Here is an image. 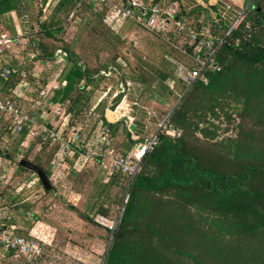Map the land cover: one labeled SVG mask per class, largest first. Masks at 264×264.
Segmentation results:
<instances>
[{
	"label": "trees",
	"instance_id": "1",
	"mask_svg": "<svg viewBox=\"0 0 264 264\" xmlns=\"http://www.w3.org/2000/svg\"><path fill=\"white\" fill-rule=\"evenodd\" d=\"M90 1L97 14L103 13L95 9L93 0H77L76 4H81L77 13ZM71 2L65 0L60 8L74 10ZM240 2L242 8L249 5L219 52L221 70L207 73L208 81L197 82L171 113L169 126L181 131L180 136L161 132L157 145L147 153L129 186L123 174L108 176L105 190L122 177L129 198L115 228L105 227L110 243L102 264H264V0ZM152 3L163 4L159 0ZM193 15L179 11L177 18L185 24L208 26L216 35L228 30L222 21L206 25ZM116 27L112 32L123 41ZM43 45L42 60H53L56 49L44 51ZM64 49L72 58L80 59L69 47ZM141 57L138 56L136 76L149 94L163 102L170 98L177 101L185 88L183 79L175 75L172 67L149 66ZM118 58L115 54L113 59ZM122 61L125 64L104 63L98 68L75 63L66 88L58 92L54 101L66 104L69 100V109H73L84 95L79 89L73 96L77 86L88 85L103 71L111 70V76L120 73L124 65L128 66L127 60ZM182 67L186 69V63ZM17 80L12 75L6 85L14 86ZM168 81L174 82L173 90ZM103 120L109 127L116 125L105 117ZM6 126L9 129V120ZM28 132L25 127L20 133L18 146ZM133 134L129 128L120 147L115 146L118 153L126 155L139 142ZM47 144L51 146L50 139ZM30 145L23 159H29L28 153L36 144ZM55 146L50 158L60 152L58 164L75 162L76 155L65 156L63 148ZM46 149L43 145L33 162L45 170L54 189L56 177L41 160V152ZM19 168L28 171L20 164ZM13 201L9 200L10 205ZM80 217L94 224L90 214L81 213ZM9 254L14 255L12 251Z\"/></svg>",
	"mask_w": 264,
	"mask_h": 264
},
{
	"label": "crops",
	"instance_id": "2",
	"mask_svg": "<svg viewBox=\"0 0 264 264\" xmlns=\"http://www.w3.org/2000/svg\"><path fill=\"white\" fill-rule=\"evenodd\" d=\"M64 1L0 0V36L4 35L6 40H10L0 45V69L11 68L25 73L24 76L14 73L13 75L18 80L14 86L10 87L6 84L12 75L8 79L0 76V97L14 98L20 108L30 115L33 114L39 124H41L40 121L50 123V127L47 126L49 129L62 132L66 136L71 135L70 127L76 126L81 132L82 144L78 145L81 148L96 142L100 127L106 125L103 117L109 123L116 124L114 125L116 138L119 136L125 140L126 132H128L132 124L136 131V133L133 132L135 140L149 137L156 130V121L152 113L165 115L175 105L176 101L170 103V100L163 102L153 98L149 94L147 86L141 83L136 74H132V72L126 74V71H124V74H121L120 77H115V75L110 77H106L103 74L97 75L88 85L84 87L77 86L73 91L75 92L73 96L79 93V89L83 90L84 95L81 97L80 103L71 110L69 109V100L66 101V104L54 101L58 92L66 88L67 78L75 63L83 64L85 62L90 68H98L106 63L101 61L105 47L98 44L89 46L87 43L82 46L81 43H84L83 38L88 36V29L80 27L73 33L72 28H70L73 25V21L76 22V18L77 20H82L79 16L80 13H77L81 4L78 6L76 4L77 0H70L75 7L74 10L66 12L60 8L61 3ZM145 1L151 2L152 0ZM159 1L163 2V4L174 2L179 11H184L188 15L194 14V19L204 21L206 25H210L211 21H222V25L228 27V29L233 25L238 13L243 9L240 0ZM99 16L114 31L112 29V21L107 19L104 13H100ZM61 22L62 24L59 25ZM127 23L133 24L132 22ZM42 25H46V29ZM69 38H73L76 44H80L75 47L76 44L71 41V45H67L66 42H69ZM41 44H44V51L56 49L53 60H42L44 55L40 52L42 50ZM64 47H69L80 59L72 58ZM86 49L88 52L92 51L94 53L91 59L86 54ZM61 53L66 54V57ZM179 55L185 62V57L180 53ZM123 59L122 57L117 60L111 59L107 64L109 66H113L114 63L120 64ZM122 75L124 78H122ZM128 82L129 86L126 84ZM124 84H126L125 97L122 99L119 108L116 109L117 112L114 113L116 115L115 122H110L107 118V112L111 108L112 101L116 95L121 93ZM80 85H82V82ZM16 91H20L22 97L15 96L14 93ZM42 92H45V95H41ZM170 99L173 100V98ZM45 106L47 108L49 106V108L45 110ZM129 114L132 116V120L127 118ZM4 120L7 122L6 117L0 115V141L4 139L2 136L4 128L1 123ZM28 131V135L21 146L12 144L14 149L15 147H27L29 149L31 146L29 145V136L32 135V132L29 128ZM53 145L51 144L55 149L57 144ZM66 154L68 153L65 152V156ZM48 158L51 159L48 161V169L51 173H54L55 181L58 178L66 181L68 179L66 176L69 172L65 169V166L70 165L69 160L58 164L62 159L60 152L56 156L54 154L52 158L49 155ZM33 176L31 179L33 180L31 182L33 185H29L28 188H31V186L33 188L38 184L37 182H40L35 173Z\"/></svg>",
	"mask_w": 264,
	"mask_h": 264
},
{
	"label": "rangeland",
	"instance_id": "3",
	"mask_svg": "<svg viewBox=\"0 0 264 264\" xmlns=\"http://www.w3.org/2000/svg\"><path fill=\"white\" fill-rule=\"evenodd\" d=\"M87 3L79 14L82 20L76 18L70 28L73 33L80 27L88 29V36L83 38L82 46L87 43L89 46L98 44L105 47L101 61L107 63L116 54L128 62V66L125 65L122 70L123 74L124 71L126 74H137L135 68L140 63L138 56H142L145 64L170 66L176 76H182V64L185 62L178 53L163 45L154 35L127 22H118L113 26H117L121 32L123 41L119 40V36L95 12L92 2ZM68 41L67 45H71V41L76 44L73 38ZM85 52L90 59L93 57L92 51L88 52L86 49ZM120 75L121 72L116 73L115 77ZM169 100L170 103L173 101ZM48 108L45 106L44 109ZM1 123L4 139L0 141V228L6 229L0 235L4 231H11L25 238H36L43 244V254L32 262L21 255H10L0 246V264H102L103 255L110 243L105 227L114 229L120 220L127 192L126 182L121 177L118 179L119 183H114L105 190L110 174L100 162L92 161L79 172L70 171L66 181L59 178L54 180L55 187L50 191H46L41 182L28 188L33 185L31 179L34 173L19 168V161L24 158L28 148L14 149L12 144H17L20 134L11 133L5 120ZM40 123L46 127L50 125ZM37 130L38 136H29L30 143L36 145L28 153V160L33 161L42 146L46 145L47 149L41 152V160L47 168L48 154L53 147L47 144L45 132L40 128ZM122 140L119 136L115 139V150L120 147ZM11 199L15 200L12 206L9 202ZM81 213L90 214L94 224L82 219Z\"/></svg>",
	"mask_w": 264,
	"mask_h": 264
},
{
	"label": "built area",
	"instance_id": "4",
	"mask_svg": "<svg viewBox=\"0 0 264 264\" xmlns=\"http://www.w3.org/2000/svg\"><path fill=\"white\" fill-rule=\"evenodd\" d=\"M79 1L82 3L88 0ZM93 1L96 3V8L103 11L106 18L112 21V26H115L118 22H132L151 35L166 42L186 59L187 68L184 69L181 76L185 83V88L178 94V100L168 113L165 115L152 113L156 121L155 132L149 137L139 140L129 153L122 155L114 148L115 129L107 125L100 127L95 143L81 148V146L78 147V145L82 144L81 132L76 126L70 127V136L49 129L45 125L39 124L34 116L24 112L14 98L0 97V115H4L9 120V129L14 133L20 134L27 127L34 136H38L37 128H40L42 132H45L52 144L60 145L69 155H76L75 162L72 165L65 166L68 172H79L90 162L96 161L100 162L108 170L109 174L119 173L125 175L129 186L140 172L143 159L147 153L157 145L158 136L161 132L167 131L172 136H180L181 131L169 126L171 113L197 82L208 81L207 73L221 70L222 66L218 60L219 52L227 42L232 30L244 18L247 7L238 13L237 19L224 35H216L208 26L198 27L192 22L183 23L177 18L179 8L174 2L159 4L152 3V1L146 2L145 0ZM9 41L6 40L4 35L0 36V45ZM64 56L66 57V54ZM14 73H19L21 76L25 75L24 72L15 71L11 68L0 69V76L4 79L10 78ZM102 74L109 77L112 73L110 70L103 71ZM121 74H123L122 71ZM126 84L129 86V82ZM168 85L172 90L174 89L175 84L173 81H168ZM123 91L126 92L124 87L121 89V92ZM14 94L22 97L20 91H16ZM41 95H45V92H42ZM127 118L132 120L129 115ZM128 198L129 193L126 192L124 204L127 203ZM0 246L8 253L12 251L14 255H21L32 262L37 261L43 254V244L36 238H25L11 231L1 233Z\"/></svg>",
	"mask_w": 264,
	"mask_h": 264
},
{
	"label": "water",
	"instance_id": "5",
	"mask_svg": "<svg viewBox=\"0 0 264 264\" xmlns=\"http://www.w3.org/2000/svg\"><path fill=\"white\" fill-rule=\"evenodd\" d=\"M124 88L126 90V84H124ZM124 97H125V92L123 91L119 95H116L115 99L112 101L111 108L107 112V118L110 122H115V116L116 115H114V113L117 112L116 109H117V107L120 106V103ZM130 127L129 128L134 133H136V131L134 130V125L132 124V125H130ZM137 137H138V133H137ZM19 164L21 167L35 173L38 176L39 181L42 183V185L46 191H50L52 189L53 185H52L50 179L48 178L45 170L40 165H38V164H36L30 160H27V159H21L19 161ZM11 205H14V203H11ZM5 229L6 228H2V229L0 228V232L5 230Z\"/></svg>",
	"mask_w": 264,
	"mask_h": 264
}]
</instances>
